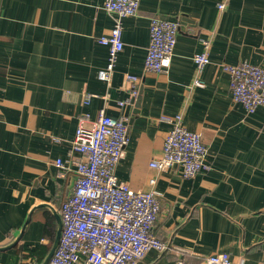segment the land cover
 Segmentation results:
<instances>
[{
	"label": "crops",
	"instance_id": "0c3cea01",
	"mask_svg": "<svg viewBox=\"0 0 264 264\" xmlns=\"http://www.w3.org/2000/svg\"><path fill=\"white\" fill-rule=\"evenodd\" d=\"M221 1L141 0L123 18L124 49L105 81L109 51L99 38L117 14L104 0H0V264L44 263L77 179L76 129L101 109L130 119L118 179L149 190L155 177L161 199L153 231L168 248L134 264H207L217 252L264 264V106L249 113L234 101L223 68L264 64V0H227L223 10ZM153 16L179 23L165 72L144 69ZM206 42L210 62L198 72L193 57ZM128 75L139 77L135 97ZM176 114L208 147L210 169L191 178L179 166H150L171 128L160 118Z\"/></svg>",
	"mask_w": 264,
	"mask_h": 264
},
{
	"label": "built area",
	"instance_id": "2783aa9c",
	"mask_svg": "<svg viewBox=\"0 0 264 264\" xmlns=\"http://www.w3.org/2000/svg\"><path fill=\"white\" fill-rule=\"evenodd\" d=\"M227 0L218 3L226 7ZM141 0H104L103 6L117 17L108 34L99 38V43L108 47L106 66L98 73L102 80L109 81L116 65L118 54L124 49L123 18L136 15ZM179 33L176 20L153 16L150 23V42L144 61L147 72L168 71L175 52ZM209 43L195 53L193 59L198 72L210 62ZM231 76V91L234 101L241 103L249 113L264 106V64L243 61L223 64ZM133 82L131 93L135 97L139 81L136 75H128ZM195 85L204 86L200 78ZM86 96L85 103L90 97ZM88 113L82 121H89ZM169 122L163 151L150 162V166L168 169L179 166L185 178L210 169L208 147L199 132L188 129L182 114L162 115ZM129 117L111 116L101 109L92 126L84 123L76 129L72 151L79 154L77 179L72 193L60 209L62 231L59 244L48 264H134L151 249L165 250L167 243L157 238L154 226L161 211V199L154 188L156 178L151 177L149 190H135L116 175L117 165L129 142ZM57 165L64 167L62 159ZM207 264H234L230 253L217 252L208 255ZM181 264H191L183 261Z\"/></svg>",
	"mask_w": 264,
	"mask_h": 264
},
{
	"label": "water",
	"instance_id": "95a60500",
	"mask_svg": "<svg viewBox=\"0 0 264 264\" xmlns=\"http://www.w3.org/2000/svg\"><path fill=\"white\" fill-rule=\"evenodd\" d=\"M57 218H58V221H59V228H58V231H57L53 246H52L50 252L48 253V255H47V257H46V259H45L43 264H48L49 263V261H50L52 255H53L55 249L57 248V246L59 244L61 231H62V220H61V217L59 215L57 216Z\"/></svg>",
	"mask_w": 264,
	"mask_h": 264
},
{
	"label": "trees",
	"instance_id": "16d2710c",
	"mask_svg": "<svg viewBox=\"0 0 264 264\" xmlns=\"http://www.w3.org/2000/svg\"><path fill=\"white\" fill-rule=\"evenodd\" d=\"M46 253V251L44 252V251H40L37 255H36V257L39 259V258H43V256H44V254Z\"/></svg>",
	"mask_w": 264,
	"mask_h": 264
}]
</instances>
